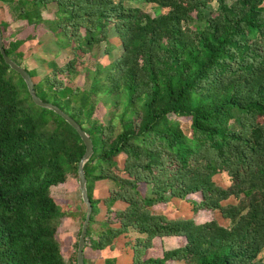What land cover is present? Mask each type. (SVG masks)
I'll return each mask as SVG.
<instances>
[{
    "label": "trees",
    "instance_id": "obj_1",
    "mask_svg": "<svg viewBox=\"0 0 264 264\" xmlns=\"http://www.w3.org/2000/svg\"><path fill=\"white\" fill-rule=\"evenodd\" d=\"M14 22L33 36L19 39ZM0 27L6 54L20 59L37 95L93 142L85 249L114 251L125 237L132 264H264V0H0ZM41 30L71 50L63 66L23 51ZM103 44L111 65L89 70V87L68 85ZM43 63L50 73L35 82ZM85 151L63 117L34 103L0 51V264H78L79 241L68 261L60 250L69 214L51 187L78 181ZM101 180L113 186L96 200ZM174 200L194 216L168 218ZM118 202L125 207L114 209ZM84 264L95 263L85 256Z\"/></svg>",
    "mask_w": 264,
    "mask_h": 264
},
{
    "label": "rangeland",
    "instance_id": "obj_2",
    "mask_svg": "<svg viewBox=\"0 0 264 264\" xmlns=\"http://www.w3.org/2000/svg\"><path fill=\"white\" fill-rule=\"evenodd\" d=\"M142 9L146 11L147 13L154 15L155 7L151 4H145L140 3ZM217 3L213 2L211 4V8L215 9L217 7ZM55 7H50L47 11L44 12V17L51 18L53 13L55 12ZM54 16V15H53ZM37 36L40 38V41L30 43L26 46V49H32L33 54L39 55L42 60H45L44 55H50L49 59H54V61L59 65L63 66L70 58H72L71 50L67 49L63 51V49H60V47L57 46L56 42H53L52 36L48 33H46L45 30L39 31ZM114 40L111 41L112 45L115 46L116 51L115 55H119L118 50H120L119 40L113 36ZM112 38V39H113ZM32 39V38H31ZM107 44H103L98 46L95 51H93L92 54L84 56L81 61L83 62L82 67L80 68L79 75H74L75 77H69L70 80H66V83L71 86H80L82 88L89 87L91 84V80L88 77V71L94 72L96 68H99V66H109L113 62V60L116 58L115 56L112 57V55L109 56V54L106 52ZM61 52V53H60ZM14 60L20 64L21 61L18 59V57L14 56ZM24 64V63H23ZM38 67V66H37ZM28 71H30L29 67H25ZM39 74L38 78L35 79V82H38L42 77L50 73V67L46 63L39 65L38 67ZM32 73V72H31ZM107 108L104 106H99L97 110V116L102 121H107ZM183 125L185 129L188 128L187 122H183ZM124 155L119 156L116 158L118 160L119 164L124 163ZM216 180L222 184V185H228V180H224L221 176H217ZM52 195L56 198H59L63 200L66 204V211L68 212L69 216L65 218L64 222L62 223L59 233L60 234V250L63 253V256L66 261H68L71 257L72 250L74 248V245L78 243L79 241V231L81 229V223L82 219H79L77 216V208H80L84 210V206L82 204V197H81V191L79 188V183L77 180L73 178H69L68 181L65 184H58L51 187ZM105 207L103 205H97V209L99 214L96 216L98 221H101L100 218L102 217L103 212H105ZM107 209V208H106ZM165 215L170 219H186L191 218L194 216V212L192 210V206L184 201H178L174 200L172 201L171 206L167 209L165 212ZM218 219L222 223L230 224L229 220L222 219L221 215L218 214ZM100 223L96 224L93 228L99 230ZM135 236V234H134ZM131 236V237H134ZM126 238H121V245H125V248L128 250L126 251L124 249L125 256L123 254H120L118 257L121 259L120 264H132V254L130 252V246L126 245ZM91 248L85 249V256L88 258L89 261H91L92 258L96 257V259L99 256L103 255H93ZM99 262V261H98Z\"/></svg>",
    "mask_w": 264,
    "mask_h": 264
},
{
    "label": "water",
    "instance_id": "obj_3",
    "mask_svg": "<svg viewBox=\"0 0 264 264\" xmlns=\"http://www.w3.org/2000/svg\"><path fill=\"white\" fill-rule=\"evenodd\" d=\"M0 51L1 54L6 62L7 65L11 67L14 71H16L22 79L25 81L27 88L29 89L30 95L34 101V103L42 108L49 109L63 117L69 125L78 132V134L81 136L82 141H84L86 145V151L83 155V157L80 160L79 166H78V173H79V188L81 191V197L85 205L87 206V214L86 219L84 221V224L82 226L81 235L79 238V250H78V264H84L85 262V246H86V238L88 233V225L91 221V216L93 212V206L91 203V200L89 198L88 188H87V177L84 170V165L89 161L91 156L94 153V145L91 140V138L88 136V134L82 129V127L75 122L71 117L68 116V114L64 113L60 108L53 105L52 103H46L44 102L36 93L34 82L29 75V73L20 66L16 61H14L12 58H10L5 51L4 43H3V35L2 30L0 27Z\"/></svg>",
    "mask_w": 264,
    "mask_h": 264
},
{
    "label": "crops",
    "instance_id": "obj_4",
    "mask_svg": "<svg viewBox=\"0 0 264 264\" xmlns=\"http://www.w3.org/2000/svg\"><path fill=\"white\" fill-rule=\"evenodd\" d=\"M12 26L13 27H17L14 30L16 31L17 34H19V39L24 40V39H27L29 36H31V37L33 36V34L29 35L30 31L27 30V27H25V25L21 26V24L19 22H14ZM36 37L34 36L32 38V39L36 38V40L30 41V42L26 43V45H29L30 43H33V42L40 41V38H38V36H36ZM26 50H27L26 48L23 49V51H26ZM63 51H65V50H63ZM112 186H113V182L111 180H101V181L96 182L95 188H94V199H96V200H104V199H106L109 196V190H110V188ZM99 205L101 206V204H99ZM124 207H125V204L122 203V202H118V203H116L114 205V209H123ZM105 213H106V207H105V212H103L102 217L100 218V220H104L105 219ZM60 234H61V231H60ZM127 239L128 238H126V240ZM88 248H90V247H88ZM124 249L126 251H128L125 248V245H121V238H119L117 240L116 247H115L114 251L93 250L91 248V250H92L91 253L93 255H98V256L99 255H103V256H99L97 259H96V257H94V258L91 259V261L93 263H95V264H103L106 258L111 257V256H115L117 258V264H120L121 263V259L118 256L120 254H123L125 256ZM130 252H131V250H130Z\"/></svg>",
    "mask_w": 264,
    "mask_h": 264
}]
</instances>
